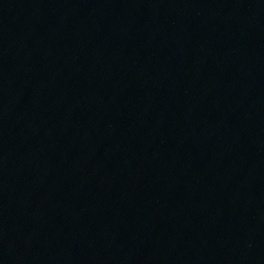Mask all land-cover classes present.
I'll return each mask as SVG.
<instances>
[{
    "label": "water",
    "instance_id": "95a60500",
    "mask_svg": "<svg viewBox=\"0 0 264 264\" xmlns=\"http://www.w3.org/2000/svg\"><path fill=\"white\" fill-rule=\"evenodd\" d=\"M264 78V0H232Z\"/></svg>",
    "mask_w": 264,
    "mask_h": 264
}]
</instances>
